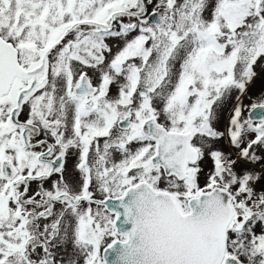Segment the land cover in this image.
I'll return each mask as SVG.
<instances>
[{
  "label": "snow or ice",
  "instance_id": "obj_1",
  "mask_svg": "<svg viewBox=\"0 0 264 264\" xmlns=\"http://www.w3.org/2000/svg\"><path fill=\"white\" fill-rule=\"evenodd\" d=\"M0 264H264V0H0Z\"/></svg>",
  "mask_w": 264,
  "mask_h": 264
}]
</instances>
